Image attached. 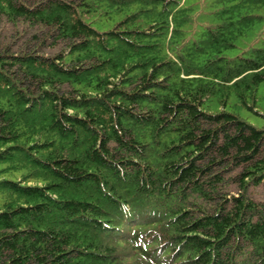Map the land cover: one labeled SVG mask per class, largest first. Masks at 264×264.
I'll return each mask as SVG.
<instances>
[{
  "label": "trees",
  "instance_id": "trees-1",
  "mask_svg": "<svg viewBox=\"0 0 264 264\" xmlns=\"http://www.w3.org/2000/svg\"><path fill=\"white\" fill-rule=\"evenodd\" d=\"M213 3L0 0V264H264V0Z\"/></svg>",
  "mask_w": 264,
  "mask_h": 264
},
{
  "label": "rangeland",
  "instance_id": "rangeland-1",
  "mask_svg": "<svg viewBox=\"0 0 264 264\" xmlns=\"http://www.w3.org/2000/svg\"><path fill=\"white\" fill-rule=\"evenodd\" d=\"M183 3L185 5H195L193 8V13L195 15H200L204 13L207 8L210 9L214 7L213 0H183ZM257 14H260L264 17V7L257 12ZM9 30V29H8ZM6 30V32L8 31ZM9 33V31H8ZM264 39V19L261 21H257L253 28L247 32V34L241 38H239L236 42V46L233 49L227 50L224 52L227 56H235L240 54L243 50L252 47V46H259L261 44V40ZM262 88L263 84L260 85L258 89V95L262 94ZM232 102V99L230 100ZM237 114L243 118L248 123H251L252 125L256 127H261L264 125V118L260 117L258 115H255L251 112L246 111L242 107L236 108ZM235 194V192H231ZM249 193L251 197L255 201H264V184L256 185V186H250L249 187Z\"/></svg>",
  "mask_w": 264,
  "mask_h": 264
}]
</instances>
